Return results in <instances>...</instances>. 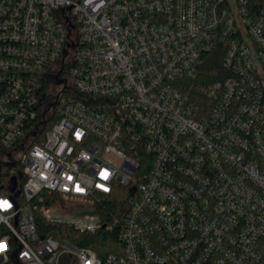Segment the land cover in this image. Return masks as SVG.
<instances>
[{
	"label": "built area",
	"instance_id": "1",
	"mask_svg": "<svg viewBox=\"0 0 264 264\" xmlns=\"http://www.w3.org/2000/svg\"><path fill=\"white\" fill-rule=\"evenodd\" d=\"M0 145V264H264V0H0ZM121 188L115 253L39 234Z\"/></svg>",
	"mask_w": 264,
	"mask_h": 264
},
{
	"label": "trees",
	"instance_id": "2",
	"mask_svg": "<svg viewBox=\"0 0 264 264\" xmlns=\"http://www.w3.org/2000/svg\"><path fill=\"white\" fill-rule=\"evenodd\" d=\"M221 69L222 57L218 54L211 55L204 68V75L206 77L204 83L209 84L216 80V73ZM45 87H47V84ZM58 118L59 116L55 111L50 117L47 129L50 128ZM38 141L39 140L35 142ZM11 151H13V149L7 150L0 145V185L3 183H9V189L14 190L17 182L20 184L24 183L26 177L22 173V165L20 164L19 159L15 158L14 162L9 164H6L2 160L3 156ZM7 165L9 167H6ZM11 169L15 170V174L21 172L22 176L19 179L15 176H11L8 173ZM14 180L15 184L13 183ZM65 200L67 199L60 194L42 191L38 198L31 202L32 205H36L37 207L34 210V217L39 234L43 236H52L59 240L67 239L80 247L91 248L95 250L101 258H104L111 253H115L120 247V242L118 240V235L121 230L120 219L129 208V195L126 190L121 188L117 193L110 196H97L95 206L103 223V227H101L95 234L81 233L68 226L50 223L44 218L43 210L45 207L62 206Z\"/></svg>",
	"mask_w": 264,
	"mask_h": 264
},
{
	"label": "rangeland",
	"instance_id": "3",
	"mask_svg": "<svg viewBox=\"0 0 264 264\" xmlns=\"http://www.w3.org/2000/svg\"><path fill=\"white\" fill-rule=\"evenodd\" d=\"M57 90H58L57 86L52 88V90L50 91L51 98L55 96V94L57 93ZM61 208H62L60 209L61 211L53 212L51 214V217L53 219L58 218V217L65 218V219H75V218H78L81 214L93 211L90 208L89 204L79 201V200H72V199L65 200Z\"/></svg>",
	"mask_w": 264,
	"mask_h": 264
},
{
	"label": "water",
	"instance_id": "4",
	"mask_svg": "<svg viewBox=\"0 0 264 264\" xmlns=\"http://www.w3.org/2000/svg\"><path fill=\"white\" fill-rule=\"evenodd\" d=\"M14 184H15V180H14V182H13Z\"/></svg>",
	"mask_w": 264,
	"mask_h": 264
}]
</instances>
